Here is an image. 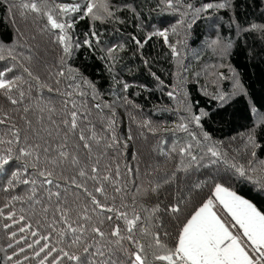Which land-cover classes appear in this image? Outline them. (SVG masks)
Here are the masks:
<instances>
[{
	"label": "trees",
	"instance_id": "1",
	"mask_svg": "<svg viewBox=\"0 0 264 264\" xmlns=\"http://www.w3.org/2000/svg\"><path fill=\"white\" fill-rule=\"evenodd\" d=\"M218 1L181 0L191 16L195 14L199 17L198 22L206 19L204 15L208 14L216 15L214 18L221 21V29L226 28L223 21L228 22L227 27L234 24L238 35L234 37L225 66L237 78L241 91L231 85L226 78L229 75L219 64V67L211 68L206 80L205 77L194 78L192 83L185 84L184 96L180 97L176 91L177 58L169 46L174 45L173 40L169 34L168 43L162 36L153 35L148 39L150 33L165 29L170 32L171 27L179 24V20L171 18L173 11L161 0H99L100 3L106 2L112 12V16H105L103 20L89 17L80 19L82 13H70L64 19L75 20L68 30L71 55L63 51L64 46L57 41L59 30L50 28L42 12L35 13L19 7L29 0H0V55L5 57L0 60V71L12 67L13 72L6 73V78L22 76L26 81L21 84L26 93L22 103L12 105L0 94V119H4L5 114L10 118L7 124L0 125V139L12 138L10 133L5 135L12 124L21 133L20 144H0V153L12 147L13 156L18 155V148L24 146L23 137L32 136L27 121H31L33 129L40 130V136L47 138V131H52V140L58 142L56 125L63 128L61 121L68 118L67 113L72 110L74 102L81 116V128L88 136L95 133V140L91 141V159L87 163L90 165L99 159L102 173L106 166H110L114 174L119 166V186L126 193L124 203L130 206L126 210L131 215L134 207L143 218L138 227L147 226L154 232L158 231L165 243L170 244L176 235V223L166 208L179 203L181 217L187 215L208 197L214 183H223L254 203L258 210L264 211V27L251 30L253 24L264 26V0H231L222 9L195 11L208 3H220ZM85 2L48 0L44 4L37 0L45 10L54 4L79 3L83 8ZM188 5L192 7L188 8ZM161 21H169L171 25L163 26ZM192 23L197 22L192 20ZM93 32L96 36L92 35ZM225 36L226 40L230 38L228 34ZM86 39L91 42V47L84 43ZM109 49L113 51L109 53ZM204 62L201 58L197 61V67L191 65L193 71ZM24 68H28L32 76L24 72ZM60 71H64L65 75H58ZM33 77H38V80ZM125 84L128 85L127 90ZM217 86L224 92L213 88ZM48 87L53 91L49 92ZM69 92L71 96L64 94ZM81 92L84 94L80 95ZM12 94L14 98H19L15 91ZM219 96L224 99H218ZM96 104L100 107H95ZM25 107L29 109L27 113L23 111ZM201 111L207 115L201 116L198 125L192 117L200 115ZM180 125H187V131L178 127ZM205 134L208 139H205ZM249 136L253 137L254 143L250 142ZM78 144L77 137H70L68 150L75 151L85 160L86 150L76 148ZM108 144L112 147H105ZM188 145H192L191 155L188 152L181 155L180 149ZM210 147L220 152L219 158L211 156L208 152ZM192 155L197 157L195 161L191 160ZM213 160L216 162L212 163ZM233 164L243 165L248 170L247 175L240 176L231 167ZM22 167V161H15L6 166L5 173L0 174V208L4 209L5 214L11 209L17 213V217L25 215L26 222L32 224V230L41 235L51 233L48 241L50 247L70 250L69 235L63 238L58 235L65 226L56 224V232L49 227L53 223L51 208L45 214L41 205L28 199L32 194V185L17 184L4 191L10 170ZM178 167H187L188 171H178ZM65 169V176L74 175L67 165ZM59 171L57 169L55 179L63 191L65 185L59 178ZM29 172L34 173V170L30 168ZM37 179L39 181L40 178ZM196 183L203 186L195 189L193 185ZM35 187L38 195H44L39 182ZM44 187L56 191L54 186ZM87 187L92 190V182H88ZM106 188L108 199L105 200L100 194H96L97 198L110 206L114 204L119 207L121 195L113 193L107 185ZM69 191H75L80 196V204L86 202L91 207L90 200L82 190L73 187ZM113 195L116 196L115 201L112 200ZM14 196L21 199L13 200ZM132 197H135L134 204ZM44 203L54 206L55 198ZM6 204L8 207H5ZM157 205L160 211L153 215L152 209ZM21 209H24L23 213ZM95 215L102 218L114 214L97 210ZM38 220L40 224H37ZM4 222V218L0 217V264H14L24 255L29 256L24 264H38L44 254L33 258L32 249L13 257V261L7 260L13 250L26 247V243L22 241L17 245L15 240H10L11 230L3 229ZM118 223L123 228L124 221ZM17 227L14 226L12 230ZM103 227L107 232L111 225L106 222ZM21 235L27 237V243L38 238L30 233H18L16 239ZM136 238L151 242L150 236H141L138 231ZM116 239L111 238L113 242ZM87 242L92 243L90 239ZM9 243L13 244V248H8ZM121 244L131 247L126 239ZM111 246L115 247L114 243ZM38 249L39 246H36L35 250ZM105 251L107 253V248ZM63 264L72 262L65 260Z\"/></svg>",
	"mask_w": 264,
	"mask_h": 264
},
{
	"label": "snow or ice",
	"instance_id": "2",
	"mask_svg": "<svg viewBox=\"0 0 264 264\" xmlns=\"http://www.w3.org/2000/svg\"><path fill=\"white\" fill-rule=\"evenodd\" d=\"M48 0H41V3L47 4ZM168 9L179 11L177 5L179 0H161ZM226 3L212 4L208 3L203 8L195 9L197 13L207 11L209 9H222L225 8ZM20 8L29 10L35 13H43L47 18L48 25L53 30H59L57 41L64 46L63 51L71 55V44L68 30L73 27L74 19H64L70 13H82L80 19L89 17L92 20H103L105 16H112L109 11L107 3H100L99 0H86L82 8L79 3L75 4H54L53 7L42 9L37 0H29V2H22ZM188 5V8H191ZM24 13H21L23 15ZM186 15V13L184 14ZM183 20L178 23H183ZM191 25H189L190 27ZM258 25H251V30H255ZM249 30V29H245ZM171 31L176 32V27L173 26ZM169 30L157 31L150 33L148 39L153 35L162 36L165 43H168ZM96 36V33H92ZM135 39V37H133ZM98 42V41H97ZM85 44L91 47V42L85 40ZM136 43L143 47L139 40ZM179 43V42H178ZM219 43V41H213ZM79 46L78 44L76 45ZM172 48L173 55H177L175 45H169ZM109 53L113 49L108 50ZM5 59L0 55V60ZM15 59V57H12ZM13 72L12 67H7L0 71V94H2L12 105L22 103L25 98V90L21 87L22 83H26L22 76H13L6 78V73ZM24 72L32 76L28 68H24ZM64 76V71L58 73ZM38 80V77H33ZM58 84L59 81L57 80ZM127 90L128 85H124ZM30 90V89H29ZM18 93V99L13 97V92ZM48 91L53 89L48 87ZM71 96L72 93H64ZM84 93L81 92L80 95ZM169 95H172L169 93ZM223 100V96L217 97ZM67 106V102H65ZM95 107L99 108L100 105L96 104ZM25 113L29 111L27 107L23 109ZM53 111V109H50ZM255 111V110H253ZM207 113L201 111L200 115L193 116L192 119L199 125L201 116ZM67 117L61 121L63 128L56 125V135L59 141L52 140V131H47V138L40 136L38 129L31 127V121H27L29 130L32 136L25 135L23 137L24 146L18 148V155L13 156L12 147H7L3 153H0V174L5 173L6 166H10L15 161H22V168H15L10 170V177L7 178V186L4 191L15 187L17 184L32 185V194L28 199L34 200L35 204L41 205L43 213L47 214L49 209L52 210L53 223L49 225L53 232H56V224H61L65 227L61 228L58 235L63 238L69 235L70 243L68 248H56L49 245L51 233L48 235H41L38 231L32 230V224L26 222V216L21 214L17 217V213L9 210L5 214L4 209L0 208V217L4 218L2 224L3 229L11 230L9 234L10 240H15L19 245L21 242L26 243V247H19V250H13L12 255L7 256V260L13 261V257H18L21 253H25L28 249L33 250V258L43 257L39 260L38 264H63L67 260L72 264H264V211L258 210L256 205L248 199L238 195L230 187L225 186L223 183H214L210 190L208 197L201 202V204L194 208L190 213L181 217L180 204H172L166 208V211L172 215L173 221L176 223V235L172 242L165 243L161 239V234L157 231L154 232L147 226L138 227L142 222V216L133 207L131 215L128 209L130 206L124 203L123 197L126 195L124 189L119 186L118 178L120 177L119 166H117L114 174L110 166L105 167V171H100V160H94L90 165L87 160L91 159L92 153V140H95V133L91 136L86 135L85 129L81 128L79 123L81 116L78 115L76 104L73 102L72 110L67 113ZM10 118L5 114L4 119H0V125L7 124ZM83 119H87L86 116ZM182 130L187 131V125L178 126ZM79 130V131H78ZM63 132L62 137L60 136ZM11 139H0V144H20L21 133L15 124L9 128ZM77 137L80 144L76 148L82 147L86 150L87 156L85 160L76 154L75 151L68 150V141L70 137ZM195 138V137H193ZM115 141V136L112 137ZM205 139H208L205 134ZM250 142L254 143L253 137L249 136ZM42 141V142H41ZM105 147H112L111 144ZM192 145L187 148H181L180 153L183 155L188 152L191 155L190 149ZM208 152L212 157L219 158L220 152L215 148H208ZM255 156V153H252ZM196 156L192 155L191 160L195 161ZM216 161L213 160L212 163ZM65 165L74 171V175L65 176ZM240 176L247 175V169L243 166L233 164L231 166ZM34 170L30 173L29 169ZM57 169L59 171V178L64 181V189L61 191V184L55 179L57 176ZM178 171H188L187 167H178ZM129 172L132 169H128ZM27 174V175H26ZM37 178H40L39 181ZM39 182L41 185V192L44 195H38L36 185ZM88 182H92L93 189L89 190L87 187ZM165 182H168L167 180ZM54 186L56 191L44 186ZM111 187L113 193L121 195L120 206L116 207L103 203L97 198L96 194H100L108 199L107 188ZM203 185L196 183L193 185L195 189H200ZM82 190L88 200V203L80 204V196L75 192H70V188ZM264 187V185H262ZM155 191V189H153ZM55 198V205L50 203L45 204L44 201H52ZM13 200H19L21 197L14 196ZM116 196H112L115 201ZM133 204L135 197H132ZM5 207H8L6 204ZM124 209V210H122ZM99 210L100 213H113L114 215H105L102 218L95 215ZM21 213L24 209L20 210ZM160 211L159 205L152 209V214ZM124 221L123 228L118 221ZM10 221V223H8ZM111 225L109 231L104 230L105 223ZM40 224V221H37ZM14 226H18L16 230H12ZM137 231L141 236H150L151 242H142L137 239ZM18 233H30L32 237H38L31 243H27V237L21 235L17 238ZM126 234V235H125ZM165 236L168 234L165 232ZM112 237L117 239L113 242ZM92 243H88V240ZM127 240L131 247H124L121 244L122 240ZM41 241H44L41 244ZM114 243L115 247L111 245ZM36 246H39L38 250ZM8 248H13V244L9 243ZM107 248V253L105 251ZM75 249V250H71ZM53 253H56L54 256ZM122 254V255H121ZM51 257V260L49 259ZM29 259L28 255H24L23 259H16L14 264H24V261Z\"/></svg>",
	"mask_w": 264,
	"mask_h": 264
},
{
	"label": "rangeland",
	"instance_id": "3",
	"mask_svg": "<svg viewBox=\"0 0 264 264\" xmlns=\"http://www.w3.org/2000/svg\"><path fill=\"white\" fill-rule=\"evenodd\" d=\"M218 2L226 3L228 6L231 0H219ZM177 7L179 8V11L169 9L173 11L171 15L173 20L184 21L176 26L175 33L172 31L169 32L170 38L173 40L178 53L175 55L177 58V95L179 94L180 97L184 96V85L192 83L194 78L203 79L205 77L206 80L207 73L210 72L211 68L213 66L219 67V64H221L220 68L226 70V75H229L226 77L227 80H230L231 85L237 88L240 92L241 88L239 87L237 78L231 73V71L227 70V67L225 66L227 55L232 47L234 37L238 35L234 24L231 23V27H227L228 22L223 21L226 28L224 27L221 29V21L214 18L216 15L206 14L204 15L206 19L198 22L199 17L195 14L194 16H191V13L183 6L181 0H179ZM185 13L186 15H184ZM192 20L197 23H192ZM161 25L169 27L171 24L169 21H167V23H162L161 21ZM189 25L191 26L189 27ZM225 34L230 35V38L226 40ZM213 41H219V43L214 44ZM201 58L204 59L205 62L200 64V66L193 71L191 65L197 67V61L201 60ZM226 78L223 80H226ZM213 88L217 89V91L224 92L223 90H220L218 86Z\"/></svg>",
	"mask_w": 264,
	"mask_h": 264
}]
</instances>
